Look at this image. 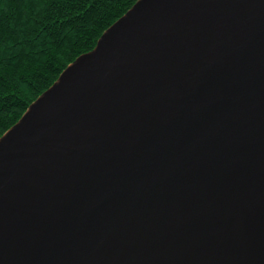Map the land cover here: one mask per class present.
Segmentation results:
<instances>
[{
	"label": "water",
	"instance_id": "obj_1",
	"mask_svg": "<svg viewBox=\"0 0 264 264\" xmlns=\"http://www.w3.org/2000/svg\"><path fill=\"white\" fill-rule=\"evenodd\" d=\"M0 264H264V0H137L0 136Z\"/></svg>",
	"mask_w": 264,
	"mask_h": 264
},
{
	"label": "trees",
	"instance_id": "obj_2",
	"mask_svg": "<svg viewBox=\"0 0 264 264\" xmlns=\"http://www.w3.org/2000/svg\"><path fill=\"white\" fill-rule=\"evenodd\" d=\"M137 0H0V136Z\"/></svg>",
	"mask_w": 264,
	"mask_h": 264
}]
</instances>
